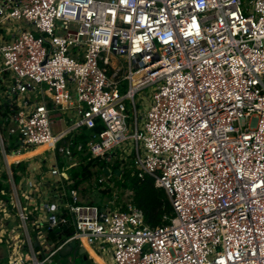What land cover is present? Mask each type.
Segmentation results:
<instances>
[{
	"label": "built area",
	"instance_id": "2783aa9c",
	"mask_svg": "<svg viewBox=\"0 0 264 264\" xmlns=\"http://www.w3.org/2000/svg\"><path fill=\"white\" fill-rule=\"evenodd\" d=\"M1 105L0 264L71 240L92 264H264V0H0ZM89 158L95 191L150 176L168 223L82 201L67 169Z\"/></svg>",
	"mask_w": 264,
	"mask_h": 264
},
{
	"label": "trees",
	"instance_id": "16d2710c",
	"mask_svg": "<svg viewBox=\"0 0 264 264\" xmlns=\"http://www.w3.org/2000/svg\"><path fill=\"white\" fill-rule=\"evenodd\" d=\"M7 112L5 106H0V118ZM2 119H0L1 123ZM88 130L80 129V133L75 137L76 141H85ZM106 163L98 158L83 159L79 163L69 167L67 174L72 180V188L77 189L81 194L91 188L92 184L96 183L97 178L102 173V168L106 167ZM109 180L113 182L112 188L105 190H97L101 196L109 197L113 192L117 195L116 201H121V193L126 191L127 201L142 211L143 223L150 227L156 228L166 225L169 218L173 215L171 204L160 187H155L150 176L138 178L132 173L131 169H124L119 174L114 173V167L111 168ZM86 184V185H84ZM86 203L98 204L99 201H84ZM123 203V201H121ZM71 228L68 227L62 231L63 236H68L71 233ZM56 233L49 231V237L55 238Z\"/></svg>",
	"mask_w": 264,
	"mask_h": 264
},
{
	"label": "water",
	"instance_id": "95a60500",
	"mask_svg": "<svg viewBox=\"0 0 264 264\" xmlns=\"http://www.w3.org/2000/svg\"><path fill=\"white\" fill-rule=\"evenodd\" d=\"M102 173L109 175V171L106 167L102 168ZM114 173L119 174L116 170H114ZM75 258L78 260L77 262ZM52 260V262L61 261V264H92L87 257L85 249L82 246H78L75 240H71L59 248L53 255Z\"/></svg>",
	"mask_w": 264,
	"mask_h": 264
},
{
	"label": "rangeland",
	"instance_id": "374dc122",
	"mask_svg": "<svg viewBox=\"0 0 264 264\" xmlns=\"http://www.w3.org/2000/svg\"><path fill=\"white\" fill-rule=\"evenodd\" d=\"M141 94H142V92H141ZM139 95H140V93H138L135 96L136 101H138ZM59 117H61L60 120L58 119ZM51 120H52L51 129H52L53 133H57L60 129H65V128H67L70 125L69 115L68 114H59L58 115V114L53 113L51 115ZM45 155H46V153L42 154L41 156H45ZM84 185H86V184H84ZM79 194H80V198H81L82 201H89V200H91V201H96V200L99 201L100 200L101 201L102 200L101 196L94 189H91L90 187H89L88 191H85L83 194H81L79 192ZM120 197H121V201H126L127 200L126 191L121 193ZM0 252L2 254H5V250H4L3 247L0 248ZM104 260H105V262L108 263L107 257H104ZM77 261L78 260L76 259V262ZM44 264H53V262H49V263L47 262V263H44Z\"/></svg>",
	"mask_w": 264,
	"mask_h": 264
},
{
	"label": "bare ground",
	"instance_id": "6f19581e",
	"mask_svg": "<svg viewBox=\"0 0 264 264\" xmlns=\"http://www.w3.org/2000/svg\"><path fill=\"white\" fill-rule=\"evenodd\" d=\"M95 260H96V262H97L98 264H104V263L101 261V259H100L99 257H97V256H95Z\"/></svg>",
	"mask_w": 264,
	"mask_h": 264
},
{
	"label": "flooded vegetation",
	"instance_id": "af4514ba",
	"mask_svg": "<svg viewBox=\"0 0 264 264\" xmlns=\"http://www.w3.org/2000/svg\"><path fill=\"white\" fill-rule=\"evenodd\" d=\"M75 260H76V258H75ZM60 262H61V261L53 262V264H56V263H57V264H61ZM62 264H65V263H62Z\"/></svg>",
	"mask_w": 264,
	"mask_h": 264
},
{
	"label": "crops",
	"instance_id": "0c3cea01",
	"mask_svg": "<svg viewBox=\"0 0 264 264\" xmlns=\"http://www.w3.org/2000/svg\"><path fill=\"white\" fill-rule=\"evenodd\" d=\"M101 261H102L104 264H108L107 262H105V260H104V259H101Z\"/></svg>",
	"mask_w": 264,
	"mask_h": 264
}]
</instances>
